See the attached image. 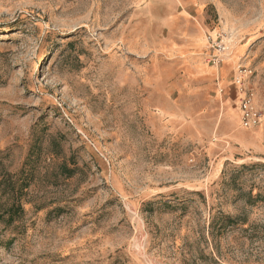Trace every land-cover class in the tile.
<instances>
[{"label":"rangeland","instance_id":"rangeland-1","mask_svg":"<svg viewBox=\"0 0 264 264\" xmlns=\"http://www.w3.org/2000/svg\"><path fill=\"white\" fill-rule=\"evenodd\" d=\"M0 264H264V0H0Z\"/></svg>","mask_w":264,"mask_h":264},{"label":"built area","instance_id":"built-area-1","mask_svg":"<svg viewBox=\"0 0 264 264\" xmlns=\"http://www.w3.org/2000/svg\"><path fill=\"white\" fill-rule=\"evenodd\" d=\"M214 49L218 53L215 62L217 65L221 64L220 56L226 52V47L222 43H217ZM239 86H242V82H238ZM241 111L242 122L244 127L253 128L260 122L261 113L257 110L253 102V94L251 91H247L243 98H241Z\"/></svg>","mask_w":264,"mask_h":264}]
</instances>
